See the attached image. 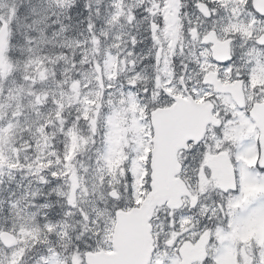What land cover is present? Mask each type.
<instances>
[{"label": "snow or ice", "instance_id": "obj_1", "mask_svg": "<svg viewBox=\"0 0 264 264\" xmlns=\"http://www.w3.org/2000/svg\"><path fill=\"white\" fill-rule=\"evenodd\" d=\"M0 264H264V0H0Z\"/></svg>", "mask_w": 264, "mask_h": 264}]
</instances>
